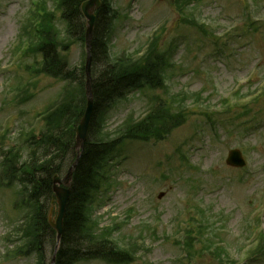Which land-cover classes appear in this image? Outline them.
<instances>
[{"label":"rangeland","instance_id":"374dc122","mask_svg":"<svg viewBox=\"0 0 264 264\" xmlns=\"http://www.w3.org/2000/svg\"><path fill=\"white\" fill-rule=\"evenodd\" d=\"M127 1H113L114 7L123 8V12L129 14V17H124L122 13L121 19L115 21V31L111 36L115 52L144 46L168 18L161 48L170 43L178 45L174 60H179L187 68L179 73L190 72L183 77L171 76L168 79L171 91H185L189 95L199 92L206 98L210 109L226 98L231 99L228 104L231 108L248 104L251 107H244L249 110L248 114L242 116L237 125L250 123L249 119L256 120L258 125L248 130L232 126L226 122L236 115L231 112L222 117L224 134L220 137L213 135L212 128L217 131L214 117L205 120L211 130L193 123L203 118L193 101L186 124L167 140L143 144L133 141L123 145L116 155L117 169L113 173L119 185L108 191V198L103 193V203L96 206V214L106 224L112 220L124 221L127 210L132 209L131 218L123 223L120 232L115 233L120 241L138 240L141 246L135 258L126 264H221L223 260L215 251L223 245L222 240L227 242L228 253L236 264L243 260L245 264H264V255L257 258L249 255L247 258L259 243V234H256L259 230L254 229L251 233L247 232V227L261 224L255 222L258 217H251V214L258 206L261 207L259 214L264 212V97L256 101V97L264 93V19L255 21L249 17L252 0H194L190 9L195 11L198 22L223 25L218 36L225 35L217 41L209 28L205 33L184 23L183 15L174 7L175 0L161 1L162 4L154 0H131L125 9ZM30 4L31 0H0V162L3 158L1 149L18 140L21 125L27 128L41 123L34 114L50 102L60 87L53 79L42 77L32 101L26 105L11 103L10 86L17 81L15 76L23 80L32 79V75L18 63L33 60L18 57L16 63H12L13 55L10 54L12 42ZM49 6L52 4L48 3ZM261 6L260 11L254 10L260 18L264 17V0H261ZM233 26L237 29L233 30ZM81 56L80 45H74L67 53L71 64H76ZM251 67L258 69L259 73L245 82ZM237 89L242 97L233 95ZM153 93L156 92L148 90V97L139 92L132 93L109 112L107 127L115 128L130 112L140 115ZM193 97L190 95L188 99L190 104H193ZM187 105L190 107L189 103ZM258 114L262 120L257 119ZM177 147H180L179 151ZM234 147L245 148L249 155L246 157L248 166L244 170L230 168L232 166L225 162L228 151ZM250 149L254 150L249 152ZM182 155L187 160H182ZM195 188L198 189L195 191ZM162 192L163 195L159 196ZM14 198V189L2 188L0 184V264H32V256L4 258V237L12 231L19 218V212L11 207ZM197 203L200 210L206 208L211 227L204 231V237L197 233L198 240L189 249L192 254L187 256L188 250L176 240L182 238L179 232L185 228L191 226L195 229L193 218H200L202 214L194 209ZM179 220L184 222V229L179 227ZM205 237L213 240V244ZM43 244L50 262L55 241L51 236H45ZM73 261L74 264H117L84 253Z\"/></svg>","mask_w":264,"mask_h":264},{"label":"trees","instance_id":"16d2710c","mask_svg":"<svg viewBox=\"0 0 264 264\" xmlns=\"http://www.w3.org/2000/svg\"><path fill=\"white\" fill-rule=\"evenodd\" d=\"M83 0H67V17L71 20L72 30L82 26L80 5ZM99 13L98 20L101 23ZM101 30H97L93 39V91L95 95V112L104 103L114 96L134 86H141L144 81L154 82L155 63L148 62L145 67H126L123 64L111 66L107 63L105 46ZM54 50L49 47L46 65L53 68L56 64ZM111 66V67H110ZM155 73V74H154ZM153 77V78H154ZM84 89L83 72L78 77ZM153 86V83L151 84ZM85 103L73 108H60L55 112V127L37 137L32 135L30 155L20 164L7 165V175L12 179H20L26 184L28 191V203L33 210L28 227L25 229V243L17 251L20 254L36 252L40 264H45L43 256V243L45 236H51L55 240V232L48 224L49 201L53 197V175L62 173L73 163L77 157L75 148V128L79 123L85 108ZM96 113V117H97ZM94 125H92L93 128ZM89 141L85 144V150L80 164L75 171L71 196L65 215L64 231L61 239V248L57 252L56 264H72L75 257L80 254L87 256L105 257V259L123 261L124 255L116 251L114 245L107 239L98 240L93 235V229L89 226L86 215V202L88 199L90 183L93 181L94 168L98 158L106 154V148L102 145H93ZM107 147V146H106ZM87 244L91 247L87 248Z\"/></svg>","mask_w":264,"mask_h":264},{"label":"water","instance_id":"95a60500","mask_svg":"<svg viewBox=\"0 0 264 264\" xmlns=\"http://www.w3.org/2000/svg\"><path fill=\"white\" fill-rule=\"evenodd\" d=\"M98 0H91V1H88L85 5V13L87 14V16L90 18V28H89V31L91 33L92 31V26H93V23H94V16L92 14V10H93V4H95ZM89 116H90V111L86 114L82 124H81V127L79 128V138H78V141L79 143H82L83 140L85 139L86 137V133H87V127H88V122H89ZM71 171H72V168L71 170L69 171L68 175L66 176V178L64 180H59V179H56L55 182H59V183H65V184H69V181L71 179ZM55 191L57 193V196H58V199H59V203H60V206H61V212H60V216L59 218L57 219L56 222H53V226L58 230L59 233H61V230H62V217H63V214H64V210H65V206H66V203H67V199H68V190H63L62 188H58V187H55Z\"/></svg>","mask_w":264,"mask_h":264}]
</instances>
